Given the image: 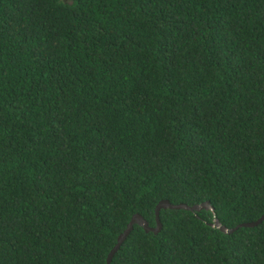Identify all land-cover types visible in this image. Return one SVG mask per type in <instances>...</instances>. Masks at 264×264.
Here are the masks:
<instances>
[{"label":"trees","instance_id":"1","mask_svg":"<svg viewBox=\"0 0 264 264\" xmlns=\"http://www.w3.org/2000/svg\"><path fill=\"white\" fill-rule=\"evenodd\" d=\"M163 199L264 214V0H0V264H108ZM160 216L111 264H264V221Z\"/></svg>","mask_w":264,"mask_h":264},{"label":"water","instance_id":"2","mask_svg":"<svg viewBox=\"0 0 264 264\" xmlns=\"http://www.w3.org/2000/svg\"><path fill=\"white\" fill-rule=\"evenodd\" d=\"M163 208L164 209H166V208H176V209L183 208V209H188V210H193V211L194 210L195 211H201L202 209L211 210L215 214L214 221L211 223V225L213 227L219 228L220 230H222L223 232H226V233H232V232L236 231L238 228L243 227V226L254 227V226H257L264 221V214H263L257 220L242 222V223L238 224L237 226H235L234 228H229L228 226L224 225L222 223V221L219 219V217L216 214L215 207L213 206V204L209 200H206L202 203L190 205V204L184 203V202L172 203L169 199H163L158 203V205L156 207V221H157L156 226L150 225L148 220L142 214H140V213L134 214V216L132 217V220L128 224L127 228L119 235L117 244L110 251V253L108 255V259H107L108 264H111L116 252L120 249L121 245L128 238V236L130 235V233L134 229L135 224H140L145 228L146 231H148V232L153 231L156 234L162 230L163 223L161 220L160 211Z\"/></svg>","mask_w":264,"mask_h":264}]
</instances>
